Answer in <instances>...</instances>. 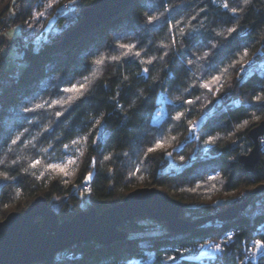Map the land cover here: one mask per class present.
I'll return each mask as SVG.
<instances>
[{"label":"trees","instance_id":"obj_1","mask_svg":"<svg viewBox=\"0 0 264 264\" xmlns=\"http://www.w3.org/2000/svg\"><path fill=\"white\" fill-rule=\"evenodd\" d=\"M97 1L77 0V11L65 15L62 12L70 0H15V4L13 0H0V38L10 28L19 27L22 37L16 42L24 52L26 64L21 70H6L5 58L0 61V161L4 162L0 173L7 171L15 177L0 179V219L12 212H25L38 196L49 202L54 196L63 195L46 165L65 162L81 148L83 137L88 138L89 146L77 184L82 190L86 188L87 206L95 207L97 212L120 204L135 188L158 187L182 203V217L195 224L227 210L232 205L230 195L263 185L264 144L260 143V160L253 172H247L238 158L252 150L250 132L264 121V107L252 99L264 86V73L256 66L262 64L264 70V0H251L250 5H244L243 0H227L231 7L243 8L238 20L222 7L226 0H133L128 10L63 47L64 36L83 21L85 10ZM49 3L54 6L48 8ZM36 12H43L44 16L35 18ZM146 15L160 18L150 25ZM54 17L55 27L68 25L61 34H48L41 47L34 42L24 44L23 39L39 37ZM25 21L33 26H27ZM235 26H239L238 32L228 36L227 28ZM119 43L135 44L133 52L142 55L111 61L112 56L122 54L115 47ZM2 45L0 42V48ZM162 45L170 47L164 49ZM244 49L248 50L246 57ZM165 50L169 56L163 60L158 59L153 65L140 64V60L158 57ZM209 51L211 55L201 59ZM102 57H107L105 63H93ZM241 57L243 65L233 67V62ZM189 59L193 61L191 65L186 63ZM244 66L246 71H240ZM143 67L149 68L150 79L141 75ZM224 68L228 71L219 96L193 87ZM85 76L89 80L88 94L71 107L65 106L66 111L47 104L36 112L22 111L36 103L64 99L67 94L58 90L82 82ZM116 93L120 94L118 103L124 106L123 111L113 99ZM160 95L170 103L162 123L155 124ZM196 97L199 100L194 106L182 104L184 99ZM189 107L191 112L187 111ZM56 111H64V115L56 117ZM178 111H185L187 119L199 121V139L190 137L186 119H174ZM253 115L261 116V121L236 130L238 124L251 120ZM101 117L103 129L94 124ZM25 128L28 132L22 143L12 145L10 138ZM99 131L100 140L93 145ZM209 135H219L220 139L207 145L204 140ZM161 137L171 147L146 157V149ZM73 140L79 142L74 145ZM168 151L172 152L171 157L166 154ZM105 156L111 158L106 160ZM93 158L94 168L90 163ZM37 159L41 164L31 168ZM13 160L16 165H12ZM137 168L139 173L135 172ZM89 171L94 173L93 179L85 184L83 179ZM217 173L216 180H208ZM74 197L82 199L78 193ZM259 204L258 200L253 201L236 220L210 221L185 233H173L165 223L136 219L122 226L135 234L124 241L109 246L93 241L74 245L53 260L38 264H239L241 260L245 264H264L259 256L251 261L245 256L252 240L264 241V236L256 232L264 226V204ZM217 207V214H213ZM145 222L162 226V231L146 234L149 226ZM230 231L235 236L223 252L201 255L199 244L219 243ZM167 256L176 259L168 261Z\"/></svg>","mask_w":264,"mask_h":264},{"label":"water","instance_id":"obj_2","mask_svg":"<svg viewBox=\"0 0 264 264\" xmlns=\"http://www.w3.org/2000/svg\"><path fill=\"white\" fill-rule=\"evenodd\" d=\"M132 3L133 0H98L85 10L83 21L64 36L62 46L67 47L74 40L98 29L128 10ZM261 137H264V121L250 132L254 142L252 150L238 158L247 172H253L260 160ZM263 193L264 188H261L249 200L212 217L200 219L195 224L182 217V203L155 187L130 192L120 204L104 210L100 215H97L96 209H91L62 222L50 209L47 198L38 196L25 212H12L0 222V264L48 262L74 245L91 241L109 246L127 239L128 233L121 227L136 219L165 223L173 233H185L196 225L214 220L233 221L251 206L252 198Z\"/></svg>","mask_w":264,"mask_h":264},{"label":"snow or ice","instance_id":"obj_3","mask_svg":"<svg viewBox=\"0 0 264 264\" xmlns=\"http://www.w3.org/2000/svg\"><path fill=\"white\" fill-rule=\"evenodd\" d=\"M70 3L72 4H76L77 0H70ZM244 5H250L251 0H243ZM13 4H15V0H13ZM54 4L53 3H49L47 5L48 8L53 7ZM222 7L224 9H227L230 11V13L232 14V17L234 20H238L239 19V15L240 13L243 11L242 7H231L230 4L227 2H224ZM13 15H15V10L13 9ZM44 13L43 12H36L35 13V18H40L43 17ZM160 17L156 16V15H146V19H147V23L148 24H154ZM193 19H195V17H193ZM25 23L27 24V26L32 27L33 25L29 22V21H25ZM171 27H175V25L171 26ZM239 30V26H235V27H229L227 28V33L228 36H232L233 34L237 33ZM16 30H13V34ZM192 31H196L195 29H192ZM181 35H187V33L185 32H181ZM218 36H223V33H218ZM225 39H227V37H225ZM175 38H172V45L175 44ZM116 48L122 50V54L120 56H112L111 57V61H120L125 57H128L129 55H133L137 58H139L142 53L139 51H135L133 52L134 49H136V45L135 44H127V43H119L117 45H115ZM170 45H162V48L167 49L169 48ZM211 55V52H205L204 56L201 57V59H207L209 56ZM248 55V50L244 49L243 51V56L246 57ZM169 56V52L168 51H163L162 55L160 56H153V57H149L147 59H142L140 60V64H147V65H153L158 59L159 60H163L165 57ZM107 60V57H102L99 59H95L93 61V63L95 65H101L103 63H105V61ZM187 64L191 65L193 63V61L191 59L186 61ZM251 63V62H250ZM236 64H241L243 65V58L241 57L240 59L236 60L233 62L232 66L235 67ZM247 66H244L240 69V71H246ZM228 71L227 68H224L223 70H220L217 72V74L215 75H211L208 79L203 80L202 82H199L196 85H193V87H200L203 88L205 90H207L209 93H212L213 95L219 96L221 94V90L224 89L225 84H224V80H223V76L224 74ZM261 73H264V70L260 71ZM141 75L147 77L148 79H150L151 77L149 76V68L148 67H143L141 70ZM264 78V77H262ZM124 79H127V77H124ZM89 80L88 77L85 76L83 78V81L80 83H72L71 87H65L63 89H59L58 91L62 94H67L66 97L64 99H60V100H54L51 102H43V103H36L34 105V107H24L22 109L23 112H36L38 110L44 109L45 105L47 104V107L51 108L54 106H60L61 108L64 109V111H66L67 109L65 108V106L71 107L77 100L82 99L83 97H85L88 92H89ZM190 91V89L188 90ZM72 93H75V95H71ZM119 93H116V96L113 97V99H117V107H119L121 109V111H123L124 106L120 105L118 103V97H119ZM177 99L179 100L180 98L177 97ZM252 99L256 102H259L261 107H264V86L261 87V91L260 94L258 95H253ZM199 100V97H196L195 99H184L182 101V104H186L188 106H194L195 103ZM162 103H165V101H162ZM170 103V102H168ZM192 108L189 107L188 108V112H191ZM64 111H56L55 112V116L56 117H61L64 115ZM174 119L176 121H181L182 119H186L187 120V124L188 127L190 129V137L199 139V137L196 136V130L197 127L199 125V121L197 120H191V119H187V113L185 111H178L175 114ZM261 116H256L253 115V117L251 118V120L245 119L241 124H238L236 126V130L239 131L241 129L247 128L248 125L250 124V122L252 121H261ZM103 117H101V119H97L94 120V124L99 126L101 129H103L104 124L102 123ZM28 132V129L25 128L23 130V132H19L15 138H10L11 144L12 145H17L18 143H22V137L25 136V133ZM100 137H97L96 139H93V143H97V140ZM83 140H87V137H83ZM220 137L219 135H209L207 137V139L204 140V143L207 145H212L215 144L217 142V140H219ZM172 140H175V137L172 138ZM79 141L78 140H73L71 143L72 144H77ZM260 143L264 144V137L260 138ZM33 146L35 147V145L33 144ZM64 147L67 149L69 146L66 144L64 145ZM165 147H171V143L164 137H161L160 139L155 140V142L152 144V146L148 147L146 149L145 152V156L147 157L149 154L155 153L158 149H164ZM9 151H12L11 148L8 149ZM169 157L172 156V152L168 151L166 153ZM110 156H105L104 159H110ZM180 160H184L183 156H180ZM4 162L0 161V165H2ZM91 167H95L96 166V161L93 158L91 160ZM17 161L13 160L12 161V165H16ZM41 164L40 160H34L30 167L35 169L38 165ZM71 164H75V160L73 159H68L66 163H50L46 165V168L48 170H50L51 173H58L61 174L64 177H67L69 175V171H68V165ZM25 172L28 171V169H24ZM136 173L140 172V169L137 168L135 170ZM93 175L94 173L89 171L87 173V175L84 177L83 182L85 184H87L88 182H90L93 179ZM219 173H217L216 175L213 176H209L208 180L210 181H214L218 178ZM15 179V177H10L9 173L7 171L0 173V179L3 180H9V179ZM129 179H131V177H129ZM67 181H65L66 183ZM195 189H189V191H194ZM88 191L90 192L91 189L89 188ZM243 195V193L241 194ZM261 214L264 215V210L261 211ZM258 235H262L264 236V226H262L261 228L256 230ZM235 236V233L230 234V235H226L225 238L223 240H221L219 243H214L213 241H208L207 243H201L199 244V248L202 250H205L204 252L201 253V255L204 254H208V255H213L215 253H221L224 251V249L227 247L228 242L233 240ZM252 246L251 249L248 250L247 248L245 249V256L246 258L251 261L256 259L258 256L262 259H264V241L262 240H252ZM177 253H180V249H176ZM166 260L168 261H175L176 257L175 256H167L165 257ZM239 264H245V262L243 260H241L239 262Z\"/></svg>","mask_w":264,"mask_h":264},{"label":"rangeland","instance_id":"obj_4","mask_svg":"<svg viewBox=\"0 0 264 264\" xmlns=\"http://www.w3.org/2000/svg\"><path fill=\"white\" fill-rule=\"evenodd\" d=\"M77 5H78L77 3L76 4H72V3L65 4L62 14L73 15L74 12L77 11V8H78ZM77 13H79V12H77ZM60 14H58V16ZM56 19L57 18L54 17L53 19L49 20L45 30L42 33L40 32L41 34L39 37L32 36V38L23 39L24 44L28 45L29 42H34L35 45H38L41 47V46H43V44L47 40L48 34H50V35L51 34H61L64 31L63 29L66 28L68 25L67 26L65 25L61 29L58 27H55L54 21ZM13 30H16L14 32V34H13ZM21 37L22 36H21L20 28L19 27H12L5 32L3 38H0V42H3V45L0 48V61H1V59L5 58V63H6L5 69L6 70L12 69V68H18L21 70L26 65L24 62V59H23L24 52H23L21 46L18 45V42H16L19 38L21 39ZM256 66L261 71L262 64H257ZM162 101H165V103H162ZM168 102H169V100L164 95L159 96V98H158L159 106H158L157 112L155 114V117L153 119V122L155 124L162 123V121L166 117V105ZM100 132L101 131H99L96 134L95 139L97 137H100V134H99ZM99 140H100V138L97 140V143L99 142ZM97 143H95V144H97ZM93 145H94V143H93ZM88 146H89V140L87 138V140L82 141L81 148L78 151H76L75 153H72L69 157H67L65 162H63V163H66L68 159L75 160V164L68 165L69 175L67 177H64L58 173H52L53 174V181L57 182V184H59L63 195L54 196L53 198H51V200L48 203H49L50 209L53 210L58 215V218L60 219L61 222L65 221V220H71L73 217H75L79 213H82V212L88 213L91 209H95V207L88 208V206H87L88 200L87 199H88L89 195L86 192V188L82 190L80 188V185L77 184L79 176H80V170L84 164V159L86 156V150H87ZM65 181H67V182L65 183ZM145 187H148V186L138 187V188H145ZM138 188H135L134 190H136ZM155 188L160 189L158 187H155ZM261 188H264V184L261 186L249 188L245 191H242L241 193H235V194L230 195L229 196V199H230L229 203H232V205L230 207L249 200L251 198L252 194ZM77 193L81 196V198H82L81 200L75 199L74 196ZM242 193H243V195H241ZM263 195H264V193H263ZM259 196H262V194L252 198L251 203L253 201L254 202L257 201ZM259 205H262V204H259ZM218 209H219L218 207L215 208L212 213L215 214V212H216V214H217ZM101 213L102 212L98 211L97 215H100ZM4 219L5 218L0 219V222L3 221ZM144 224L146 226H149L147 229L148 233H146V234H158V233H160V231H162V226L152 224L149 222H145ZM121 230L128 232L127 230L122 229V227H121ZM129 235L134 236L135 234H131L130 232H128V236Z\"/></svg>","mask_w":264,"mask_h":264},{"label":"built area","instance_id":"obj_5","mask_svg":"<svg viewBox=\"0 0 264 264\" xmlns=\"http://www.w3.org/2000/svg\"><path fill=\"white\" fill-rule=\"evenodd\" d=\"M2 28H0V34H1V32H2V30H1ZM0 93H2V88H1V86H0ZM258 203H260V204H264V195H262V196H260L258 199ZM230 234H233V232L232 231H230V232H227L226 234H225V236L226 235H230ZM225 237H223L221 240H223ZM220 240V241H221ZM230 242V241H229ZM228 242V243H229ZM205 250H202L201 249V252H204Z\"/></svg>","mask_w":264,"mask_h":264}]
</instances>
